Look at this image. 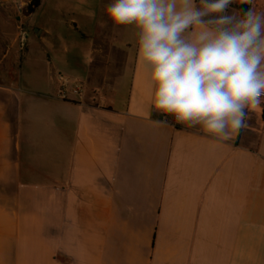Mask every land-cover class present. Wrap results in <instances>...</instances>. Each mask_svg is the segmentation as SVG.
<instances>
[{
    "label": "crops",
    "instance_id": "1",
    "mask_svg": "<svg viewBox=\"0 0 264 264\" xmlns=\"http://www.w3.org/2000/svg\"><path fill=\"white\" fill-rule=\"evenodd\" d=\"M103 3L39 26L41 0L0 82V264H264V103L228 140L156 110Z\"/></svg>",
    "mask_w": 264,
    "mask_h": 264
},
{
    "label": "clouds",
    "instance_id": "2",
    "mask_svg": "<svg viewBox=\"0 0 264 264\" xmlns=\"http://www.w3.org/2000/svg\"><path fill=\"white\" fill-rule=\"evenodd\" d=\"M235 2L110 0L105 8L114 25L136 31L155 109L223 140L247 128L248 110L264 103V12L241 0L252 7L227 14Z\"/></svg>",
    "mask_w": 264,
    "mask_h": 264
},
{
    "label": "rangeland",
    "instance_id": "3",
    "mask_svg": "<svg viewBox=\"0 0 264 264\" xmlns=\"http://www.w3.org/2000/svg\"><path fill=\"white\" fill-rule=\"evenodd\" d=\"M32 0H8L3 1L0 8V82H13L19 84L21 70L26 76L27 71L22 69L28 44H22V37L27 32L29 36L35 37L32 25L30 24L28 6ZM43 6L35 19L40 24L51 22L57 15V10L72 12V10L84 9L87 7L99 6L100 0H42ZM26 3V4H25ZM108 5V3H103ZM244 3L237 0L232 4L233 8ZM257 11L264 12V0H254ZM252 5L249 4V9ZM53 22V21H52ZM29 41V37H28ZM26 79V77H25ZM69 82L61 77V81ZM70 83V82H69ZM73 84V83H71Z\"/></svg>",
    "mask_w": 264,
    "mask_h": 264
},
{
    "label": "built area",
    "instance_id": "4",
    "mask_svg": "<svg viewBox=\"0 0 264 264\" xmlns=\"http://www.w3.org/2000/svg\"><path fill=\"white\" fill-rule=\"evenodd\" d=\"M14 1L16 2L17 0H14ZM82 91H83L82 84H79V83L71 84L67 81H64V79H62L61 85H60V91H59L60 96L62 98L68 99L70 98L72 94L79 96L81 95Z\"/></svg>",
    "mask_w": 264,
    "mask_h": 264
},
{
    "label": "trees",
    "instance_id": "5",
    "mask_svg": "<svg viewBox=\"0 0 264 264\" xmlns=\"http://www.w3.org/2000/svg\"><path fill=\"white\" fill-rule=\"evenodd\" d=\"M41 5V0H32L28 6L29 13H32L36 10L37 7ZM238 9L240 10L241 15H243L244 12L249 10V4L244 3L240 6H238Z\"/></svg>",
    "mask_w": 264,
    "mask_h": 264
},
{
    "label": "water",
    "instance_id": "6",
    "mask_svg": "<svg viewBox=\"0 0 264 264\" xmlns=\"http://www.w3.org/2000/svg\"><path fill=\"white\" fill-rule=\"evenodd\" d=\"M38 31V30H37Z\"/></svg>",
    "mask_w": 264,
    "mask_h": 264
}]
</instances>
